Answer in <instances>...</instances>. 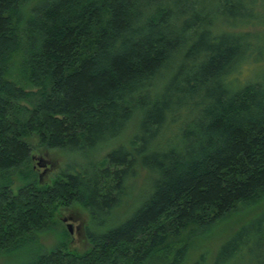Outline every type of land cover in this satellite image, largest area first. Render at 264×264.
I'll use <instances>...</instances> for the list:
<instances>
[{
    "label": "trees",
    "instance_id": "16d2710c",
    "mask_svg": "<svg viewBox=\"0 0 264 264\" xmlns=\"http://www.w3.org/2000/svg\"><path fill=\"white\" fill-rule=\"evenodd\" d=\"M263 12L264 0H0V251L71 205L108 213L143 171L127 220L30 264H187L242 210L212 264H264V206L249 211L264 204V76H240ZM121 137L48 183L32 163L37 147L87 159Z\"/></svg>",
    "mask_w": 264,
    "mask_h": 264
},
{
    "label": "rangeland",
    "instance_id": "374dc122",
    "mask_svg": "<svg viewBox=\"0 0 264 264\" xmlns=\"http://www.w3.org/2000/svg\"><path fill=\"white\" fill-rule=\"evenodd\" d=\"M253 28H250V30ZM258 53V61L241 71L240 76L242 80H260L264 76V42L259 46ZM132 129L134 128L132 127ZM131 132L133 133L134 131L131 130L127 134H132ZM128 139V137H121L119 141H122L107 144L104 149L92 152L87 159L78 154H69L57 150L46 151L37 147L31 154L32 163L37 169L43 183H48L60 170L67 168L69 164L73 162L86 164L90 160L97 161L116 147L120 145L126 146ZM38 163L40 164L38 165ZM150 183V180L146 181L144 172L142 171L140 177L129 184L126 194L122 196L120 203L114 206L108 213L97 214L94 219H91L88 213L78 205H71L69 208L61 209L57 215V222L54 225L32 234L26 242L17 247L0 251V264H30L35 259L37 253H48L52 249L60 248L63 243L67 249L74 250L75 252L81 253L88 250L90 248V237L102 235L109 229L120 225L132 215L144 199ZM15 186L16 184H14ZM262 206L264 204L249 211L253 212L257 209L258 212ZM245 213V210H242L240 214H237L232 219L216 225L200 246L195 249L191 248L189 254L191 256L187 264H193L197 260L198 255L203 251L207 252L205 264H212L218 244L226 235L239 227L242 223L239 217ZM68 226L71 228V233L68 231ZM64 230L68 232V236L63 234ZM213 234L215 235L212 236ZM240 264L242 263L240 262Z\"/></svg>",
    "mask_w": 264,
    "mask_h": 264
},
{
    "label": "water",
    "instance_id": "95a60500",
    "mask_svg": "<svg viewBox=\"0 0 264 264\" xmlns=\"http://www.w3.org/2000/svg\"><path fill=\"white\" fill-rule=\"evenodd\" d=\"M40 163H38V165H39ZM39 178H40V175H39ZM68 228V231H69V233H71V228L68 226L67 227Z\"/></svg>",
    "mask_w": 264,
    "mask_h": 264
}]
</instances>
